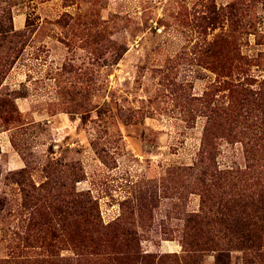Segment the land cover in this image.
Listing matches in <instances>:
<instances>
[{"label": "rangeland", "instance_id": "rangeland-1", "mask_svg": "<svg viewBox=\"0 0 264 264\" xmlns=\"http://www.w3.org/2000/svg\"><path fill=\"white\" fill-rule=\"evenodd\" d=\"M0 264H264V0H0Z\"/></svg>", "mask_w": 264, "mask_h": 264}]
</instances>
